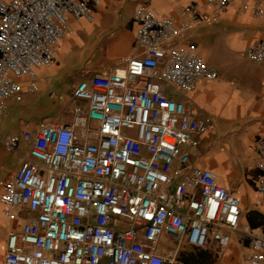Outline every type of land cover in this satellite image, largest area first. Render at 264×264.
Returning a JSON list of instances; mask_svg holds the SVG:
<instances>
[{
    "label": "built area",
    "instance_id": "obj_1",
    "mask_svg": "<svg viewBox=\"0 0 264 264\" xmlns=\"http://www.w3.org/2000/svg\"><path fill=\"white\" fill-rule=\"evenodd\" d=\"M101 3L0 0V127L8 101L36 91L38 70L57 61L74 32L70 17L94 22ZM234 4L264 19V0H206L209 12L193 2L168 15L139 4L128 56L78 82L72 121L27 122L0 137L19 163L0 193L10 222L3 264H185L184 243L222 254L224 229L239 231L241 199L214 169L192 162L187 147L198 146L210 120L164 83L192 91L219 77L190 31ZM245 54L264 64V39ZM256 145L254 186L264 205V134ZM255 230L241 233L244 264H264V231ZM164 233L177 241L168 252L159 246Z\"/></svg>",
    "mask_w": 264,
    "mask_h": 264
},
{
    "label": "crops",
    "instance_id": "obj_2",
    "mask_svg": "<svg viewBox=\"0 0 264 264\" xmlns=\"http://www.w3.org/2000/svg\"><path fill=\"white\" fill-rule=\"evenodd\" d=\"M205 1L102 0V10L98 12L99 5L96 14L101 16V25L105 27L102 30L88 27L87 32L80 31L78 20L71 16L74 32L61 43L57 61L38 70V75L45 72L57 73L63 67V63L59 61L61 56L72 52L73 63L66 67V94L55 112L43 120L64 123L72 121L74 106L79 101L72 96V89L78 82L95 72L113 68L120 59L128 56L137 40L139 25L134 19V12L139 4H146L156 12L168 15L193 2L198 3L202 11L209 12ZM87 34L92 36L93 42L88 53L83 51L87 46ZM190 37L198 43L209 64L218 69L219 77L199 80L192 91L180 90L166 82L164 86L171 94L188 101L200 115L210 120L209 130L196 135L198 146L187 147L191 152L192 162L214 169L218 174V181L241 199L243 214L239 231L224 229L229 237V244L224 247L222 254H217L218 260L211 264H244L243 257L249 247L242 240L241 233L250 226L248 213L253 210L264 212V205L254 186L258 173L255 165L256 138L259 134H264V64L247 65L239 59L237 53L246 56V49L252 42L264 39V19L258 18L252 8L241 9L238 4H234L217 21L196 25L190 31ZM70 95L74 101L72 109L69 107ZM11 100L16 101L13 98L9 101ZM1 132L0 128V137ZM3 183L4 181L0 193ZM18 212L19 219L15 223L20 227L24 212L21 209ZM9 224L0 203V264H3L6 251ZM172 238L166 233L161 235L159 246L162 251H171L176 246L177 241L174 242ZM240 245L245 247L241 257L238 256ZM215 247L213 245L214 249Z\"/></svg>",
    "mask_w": 264,
    "mask_h": 264
},
{
    "label": "rangeland",
    "instance_id": "obj_3",
    "mask_svg": "<svg viewBox=\"0 0 264 264\" xmlns=\"http://www.w3.org/2000/svg\"><path fill=\"white\" fill-rule=\"evenodd\" d=\"M126 8L128 9L129 5ZM100 10H102L101 5L98 12ZM78 23L79 30L86 32L88 27H94L96 30H102L105 27L104 25H101V16L98 15V13L96 14L95 22L78 20ZM91 40L92 36H88L87 34V46L85 47V49H83V51H86V53H88L89 50H91V48L93 47V42ZM237 55L239 59L247 65L254 63L245 55H241L238 53ZM71 56V51L61 56L59 61L63 63V67L57 73L45 72L42 75H38L40 86L36 91L24 93V99L20 102H16L13 100L8 102L6 112L2 116V124L0 127L2 136H5L12 131H20L22 129V126L27 122L31 124L39 123L43 120V118L51 116L52 113L55 112L56 108L62 102L66 94V67L73 63ZM226 57H228V55ZM69 101L71 102V104H69V107L70 109H72L74 101L72 100L71 95L69 96ZM229 136L232 138L231 135ZM17 163L18 161L16 159H13L4 149L3 143L0 138V188L2 182L6 179V177L9 176L11 172H9V170L11 169L13 171ZM261 231L264 230L262 228L256 230V232ZM235 235L237 236V233H235ZM172 240L176 242L175 238H172ZM195 248L196 247L192 245L184 243L181 247L178 260L184 262L185 264H211L212 262L218 260L217 253L212 247L209 249H205L209 254H211V257L208 259V261L201 262L199 260H196L192 263H189L187 260H185V258H183V254L185 251H190L191 249ZM244 248V246L242 247V245H240L238 256H242V254L244 253Z\"/></svg>",
    "mask_w": 264,
    "mask_h": 264
},
{
    "label": "trees",
    "instance_id": "obj_4",
    "mask_svg": "<svg viewBox=\"0 0 264 264\" xmlns=\"http://www.w3.org/2000/svg\"><path fill=\"white\" fill-rule=\"evenodd\" d=\"M248 220L250 226L252 228L264 230V212L260 210H253L248 213ZM182 256V255H181ZM211 257L205 249L196 247L195 249H191L190 251H185L183 254V258L187 260L189 263L193 261L199 260L201 262L208 261Z\"/></svg>",
    "mask_w": 264,
    "mask_h": 264
}]
</instances>
